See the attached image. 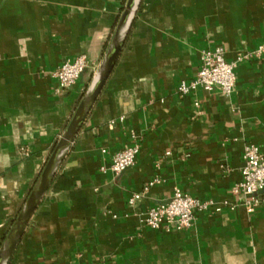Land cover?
I'll use <instances>...</instances> for the list:
<instances>
[{"label": "crops", "instance_id": "0c3cea01", "mask_svg": "<svg viewBox=\"0 0 264 264\" xmlns=\"http://www.w3.org/2000/svg\"><path fill=\"white\" fill-rule=\"evenodd\" d=\"M125 2L0 0V247L97 77ZM263 44L264 0H141L7 264H264V190L253 213L231 194L244 147L264 156V59L237 64L228 96L177 91L195 78L202 50L221 47L231 62ZM79 56L87 59L81 77L57 91L51 74ZM133 136L136 162L114 175L112 156ZM153 178L162 182L130 207ZM174 189L229 206L196 212L189 229L146 228L147 210Z\"/></svg>", "mask_w": 264, "mask_h": 264}, {"label": "built area", "instance_id": "2783aa9c", "mask_svg": "<svg viewBox=\"0 0 264 264\" xmlns=\"http://www.w3.org/2000/svg\"><path fill=\"white\" fill-rule=\"evenodd\" d=\"M264 59V44L253 50L239 53L237 57L227 62L225 51L221 47L204 49L199 54V65L195 78L189 83L181 82L177 88L181 96H185L197 88L205 92L214 89L228 96L232 93L235 85L234 70L241 62H261ZM87 67L85 56H79L71 61L63 62L51 76L56 81V90L64 91L73 87ZM197 106V104H195ZM132 143L124 149L115 152L107 170L114 175L123 173L132 167L136 162V157L140 151V146L132 137ZM167 156L170 152L166 153ZM105 171V169H102ZM159 178H153L142 189L141 193L131 195L127 204L134 207L153 186L160 184ZM264 190V156L260 149L252 144L244 147L242 153V167L240 169V180L231 188L233 196L242 195L245 197L244 209L247 213H253L261 204L259 194ZM223 206H216L212 201H200L192 198L179 189H174L172 197L168 203L158 204L149 208L144 218L146 228L157 231L162 228L181 231L189 229L193 222L196 212L220 213ZM233 208L232 206H230Z\"/></svg>", "mask_w": 264, "mask_h": 264}, {"label": "water", "instance_id": "95a60500", "mask_svg": "<svg viewBox=\"0 0 264 264\" xmlns=\"http://www.w3.org/2000/svg\"><path fill=\"white\" fill-rule=\"evenodd\" d=\"M141 0H126L122 14L116 25L110 47L97 77L82 97L65 131L55 144L36 183L30 190L24 206L14 219L10 230L0 247V264H7L20 242L28 223L47 191L57 168L79 133L89 111L110 77L120 55L124 38L134 20Z\"/></svg>", "mask_w": 264, "mask_h": 264}]
</instances>
